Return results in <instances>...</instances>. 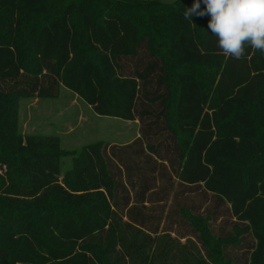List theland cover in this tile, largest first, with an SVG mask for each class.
Masks as SVG:
<instances>
[{
    "label": "trees",
    "instance_id": "16d2710c",
    "mask_svg": "<svg viewBox=\"0 0 264 264\" xmlns=\"http://www.w3.org/2000/svg\"><path fill=\"white\" fill-rule=\"evenodd\" d=\"M194 3L0 0L3 262L264 264V56L222 54ZM60 87L139 137L67 152L21 134L17 101Z\"/></svg>",
    "mask_w": 264,
    "mask_h": 264
},
{
    "label": "rangeland",
    "instance_id": "374dc122",
    "mask_svg": "<svg viewBox=\"0 0 264 264\" xmlns=\"http://www.w3.org/2000/svg\"><path fill=\"white\" fill-rule=\"evenodd\" d=\"M174 1L176 0H163L165 3ZM17 123L18 130L23 135L41 134L58 137L61 149L67 152L80 150L82 147L98 141L110 145L127 144L139 137L140 128L138 121L129 122L97 116L87 104L63 87L59 88L55 98L19 99L17 101ZM11 167L10 161L0 158V175L10 174ZM70 168L71 156H64L60 164L61 175ZM169 203H167V207ZM214 226L215 229L218 228L217 223ZM230 227L231 224L225 227L226 232L230 231ZM163 229L165 230V227ZM170 237L174 239L157 235L158 243L163 244L167 240L172 242L175 247L177 245L183 248L191 247L190 241L192 240H189L187 244L188 240L179 239L177 235L170 234ZM248 239L252 240L250 237ZM4 256L5 254L0 252V264H6L3 262Z\"/></svg>",
    "mask_w": 264,
    "mask_h": 264
},
{
    "label": "clouds",
    "instance_id": "9594fccd",
    "mask_svg": "<svg viewBox=\"0 0 264 264\" xmlns=\"http://www.w3.org/2000/svg\"><path fill=\"white\" fill-rule=\"evenodd\" d=\"M200 0L186 8L184 17L209 15L208 28L216 37V47L222 54L240 60L247 49L264 56V0Z\"/></svg>",
    "mask_w": 264,
    "mask_h": 264
}]
</instances>
